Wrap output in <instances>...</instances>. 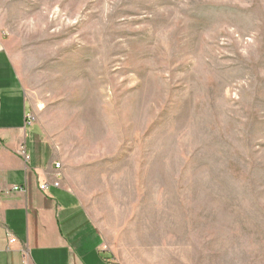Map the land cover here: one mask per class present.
Instances as JSON below:
<instances>
[{"label":"rangeland","instance_id":"rangeland-1","mask_svg":"<svg viewBox=\"0 0 264 264\" xmlns=\"http://www.w3.org/2000/svg\"><path fill=\"white\" fill-rule=\"evenodd\" d=\"M0 38L123 264H264V0H0Z\"/></svg>","mask_w":264,"mask_h":264},{"label":"crops","instance_id":"crops-1","mask_svg":"<svg viewBox=\"0 0 264 264\" xmlns=\"http://www.w3.org/2000/svg\"><path fill=\"white\" fill-rule=\"evenodd\" d=\"M0 42V264H22L25 248L29 264H123L79 195L62 182L61 170L59 186H53L59 159L33 120L12 57Z\"/></svg>","mask_w":264,"mask_h":264},{"label":"built area","instance_id":"built-area-1","mask_svg":"<svg viewBox=\"0 0 264 264\" xmlns=\"http://www.w3.org/2000/svg\"><path fill=\"white\" fill-rule=\"evenodd\" d=\"M3 50V47H2V44H1V42H0V52ZM20 155L22 156V157H24V158H26V155H25V148L22 146L21 148H20ZM61 167V165H60V163L59 162H57V163H55V166H54V169H55V171H56V173H55V177H56V181L53 183V186L54 187H58L59 186V178H60V173H59V171H60V168ZM45 186L46 185H41V186H39V189L41 190V191H43L44 189H45ZM20 189L18 188V187H14L13 188V191H19ZM16 238L14 237V236H9L8 237V243L9 244H15L16 243ZM20 258H21V263L22 264H29V253H28V250L25 248V249H22L21 251H20Z\"/></svg>","mask_w":264,"mask_h":264}]
</instances>
